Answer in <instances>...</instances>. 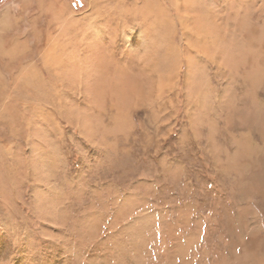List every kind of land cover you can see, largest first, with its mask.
<instances>
[{"label":"rangeland","instance_id":"rangeland-1","mask_svg":"<svg viewBox=\"0 0 264 264\" xmlns=\"http://www.w3.org/2000/svg\"><path fill=\"white\" fill-rule=\"evenodd\" d=\"M21 1L0 0L22 19L6 51L26 40L0 63V264H264V79L231 55L252 46L264 69V0H188L202 44L149 19L145 0H123L130 19L100 0L103 22L89 0H66L63 26ZM124 22L152 28L135 50ZM97 26L133 90L98 83L112 68Z\"/></svg>","mask_w":264,"mask_h":264},{"label":"bare ground","instance_id":"bare-ground-1","mask_svg":"<svg viewBox=\"0 0 264 264\" xmlns=\"http://www.w3.org/2000/svg\"><path fill=\"white\" fill-rule=\"evenodd\" d=\"M90 1V10L88 11V13H92L93 15H97V19L96 20H100L101 18L103 20H101L102 22L103 21H106L105 20V16L104 15L106 12L103 9H99V5L101 4V1L100 0H89ZM108 1V0H107ZM113 2V4L117 1V0H111ZM169 3H170V8L171 9H174V11L177 12V17L174 18L171 14H170V11L169 9H167L165 6V4L163 3V0H145L144 1V4H143V10H144V13L147 17H149V19H151V17H159L161 20L165 21V20H169V17L173 18L176 20V23L178 22L182 29H183V32L186 34V35H192L194 36L195 34H197L200 38H199V42H201V44L203 43L202 41V35L200 33V28L202 27H198L194 26L195 28H189L190 26L189 25H192L193 23V19L195 20L194 16L191 14V11H190V8L188 6V0H168ZM200 2H202L203 0H199ZM35 4L38 6L39 9H41L42 11V14L46 12H50L54 18H55V21H59L58 23L60 25L61 24V19L64 18V17H67V15L69 14L68 11L71 12L70 10V6L67 4L66 0H22L21 1V6L22 8L24 9V6H27L29 5L30 6V9L31 7L33 6V4ZM232 1H230L229 4H231ZM20 3V2H19ZM44 5L46 7H44ZM10 6H8L5 11L2 13V15L0 14V63L3 64L4 68L6 67L4 64H8V59H12L13 58V55L12 53L13 52H16V50L19 49V47H23L24 48V45H23V42H26V40L24 39H21L19 36L15 35L12 39H13V45L11 46L12 48H9L8 51H6V44L9 43L7 39H10V35L12 32H14L15 30L18 29L19 25H20V21L22 22V19L19 18V17H16V18H13L14 16H17L16 14L11 15L14 11H11V9L9 8ZM173 7V8H172ZM207 7V6H206ZM43 8V10H42ZM204 8V7H203ZM114 10L116 9V7L114 6L113 8ZM208 9V8H207ZM210 9V8H209ZM108 9H106L107 11ZM199 10V9H198ZM67 11V13H66ZM116 11V10H115ZM120 11V15H123L125 18H128L129 19L132 17H134L136 15L135 13V10L130 8L128 5H126L124 3L123 0L120 1V9L118 10ZM203 11V10H202ZM207 11V10H206ZM205 11V12H206ZM24 12V10H23ZM200 12V11H199ZM73 12H71L72 14ZM204 13V11H203ZM133 14V16L131 15ZM204 20L205 19V16L208 15V12L204 13ZM24 14H22V17H23ZM91 15V14H89ZM92 15V16H93ZM116 16L115 14H111V16ZM92 16H90L92 18ZM70 17V15H69ZM108 18H112L111 19V23H112V20L114 17H110V16H107ZM89 18V19H91ZM107 18V19H108ZM136 18V17H135ZM83 19V18H82ZM86 19V18H85ZM116 19V17H115ZM114 19V20H115ZM34 20V18H33ZM54 21V22H55ZM68 21V18L63 20V24H66ZM85 21V20H84ZM95 21V20H94ZM116 21H118V19H116ZM208 22V21H207ZM74 23V22H73ZM99 23V21H98ZM128 23L130 25V28L128 27ZM56 24V23H55ZM94 24H97L96 22H94ZM110 24V22L108 23V25ZM73 25V24H72ZM93 25V24H92ZM115 25V23H114ZM63 26V25H62ZM66 26V25H65ZM67 26H70L67 24ZM113 26V25H112ZM123 27H128L130 31H132V33H130L129 35L126 34V41L128 44H130L131 48L133 47L131 45V39L135 40V43H139L140 45L143 44V35L145 32H151L152 31V28H149L147 29L146 27L144 28L145 25H141L140 28H143L142 31H140V28L139 30H135L134 27H133V24L130 23V22H124L122 24ZM112 30V27L109 26ZM115 27V26H114ZM126 27V28H127ZM90 28V27H89ZM95 28V27H94ZM88 29V28H86ZM203 29V28H201ZM60 30L62 31V27L60 28ZM96 32H99V39L101 40V44H100V47L104 53V55L106 56V58L108 59L107 61V68L108 66L110 67L111 65V68L113 69L112 71L110 72H107V71H102L101 75H100V78L98 79V83H104L105 81H107V85L106 87L108 86H112L114 87L115 85H118V87H115L113 89H108L106 88V92L114 95V94H118V91H120V88L121 86H126L128 89H134V85H135V82H136V76L134 75V73L132 74H128L127 72H123L121 70V68H123V64L121 63L120 66L118 65V63L114 60V56L113 54H108L106 49H105V45H104V41H103V36H104V33H105V30L100 27V26H97L95 29H94ZM110 30V32H111ZM115 28L113 29L112 31V36H111V39H110V42H114V39H115V32H114ZM124 30V29H122ZM109 31V29H108ZM64 32H68L69 31H65ZM253 32V31H252ZM261 31H259L260 33ZM67 33V34H68ZM69 34H72V33H69ZM207 35V31L206 33H204ZM122 38H123V33L121 34ZM262 36V34L260 33L259 34V38ZM250 39H252V36H249ZM205 39V38H204ZM201 40V41H200ZM73 41V40H72ZM71 41V42H72ZM264 42V36H262V38L259 39V42ZM206 44L208 43V41H205ZM10 45V44H9ZM116 47H118L117 45H115ZM144 46L146 48H148V43H145ZM235 48V49H234ZM234 48L232 49L231 51V55L233 57V61L235 60L236 57H238L239 55L240 56H245V64L246 66L248 67V69H250V76L248 78V80L251 81V83L253 84H256L258 81H261L263 82L262 80L264 79V69L260 68L259 65H258V61H257V57L258 55L256 54V49L255 48H252V46H248L246 47V45L244 46V49L242 51V48L240 45H235ZM240 48V49H239ZM252 48V49H251ZM257 48V46H256ZM118 49H120L118 47ZM160 49H161V45H157L156 43L154 44V46H152V48H148L149 52H151L153 50V54L154 56L158 55L159 52H160ZM117 50V49H116ZM131 50V49H130ZM133 50L134 47H133ZM201 50L199 49H196V51H194L195 53H199ZM203 51V50H202ZM260 52V50H258ZM68 51H66V56L67 58L72 61L70 55L67 54ZM7 54H10V55H6ZM129 53V51H128ZM255 55V56H254ZM253 56V57H252ZM93 58H96L97 60H99V57L97 55H92ZM110 57H112V60L110 62ZM146 57V56H145ZM185 57V55H184ZM4 58L6 59V62H4ZM186 58V57H185ZM14 61V58L12 59ZM114 60V61H113ZM184 60V59H183ZM3 61V62H2ZM51 61V60H50ZM50 61L48 62V66H50ZM101 61V60H99ZM187 64H186V67L188 66V68H190V65H191V61H190V58H188L187 60ZM102 62V61H101ZM233 63V62H232ZM10 64V63H9ZM8 64V65H9ZM13 64V63H12ZM103 64V63H102ZM56 66L55 64V60L53 61L52 59V66ZM93 66V65H92ZM29 67V66H28ZM51 67V66H50ZM95 67V66H94ZM187 68V69H188ZM264 68V67H263ZM7 69V67H6ZM9 69V68H8ZM24 70V69H23ZM109 71V70H108ZM141 71V70H140ZM133 72V70H132ZM142 73V71H141ZM50 74L48 73V76ZM65 76V75H64ZM0 77H1V71H0ZM2 78V77H1ZM35 80L37 81H41V75L40 73L38 75L35 76ZM66 79H68L67 76H65ZM132 78L135 80V82L132 80ZM247 78V77H246ZM14 81H15V84L19 83V81L21 79L25 80L26 82V85L29 84L27 82V80L29 81V79H27L25 76H15L14 78ZM51 80V79H50ZM22 81V80H21ZM31 81V80H30ZM249 83V81H248ZM247 83V84H248ZM250 83V84H251ZM264 83V82H263ZM32 84V83H31ZM251 84V85H253ZM98 86V89H99V84H97ZM254 86V85H253ZM105 89V88H104ZM2 117V115H1ZM0 117V118H1ZM3 118V117H2ZM1 121V120H0ZM15 124V123H14ZM14 129H16L15 127H13ZM62 259V258H61Z\"/></svg>","mask_w":264,"mask_h":264},{"label":"crops","instance_id":"crops-1","mask_svg":"<svg viewBox=\"0 0 264 264\" xmlns=\"http://www.w3.org/2000/svg\"><path fill=\"white\" fill-rule=\"evenodd\" d=\"M121 16V15H120ZM136 16V15H135ZM134 16V17H135ZM115 36H116V33H115ZM105 38H103V40H104ZM131 40H133V39H131ZM109 41V40H108ZM139 49H140V47H139ZM148 52H149V50H148V48H145ZM125 52V51H124ZM135 53V52H134ZM110 54H112V53H110ZM131 54H132V52H131ZM122 55H124V54H122ZM125 55H126V52H125ZM114 56V55H113ZM141 59V61L144 63V62H146L147 64H148V61L146 60V57H145V55L144 54H142V58H140ZM111 60H112V57H110V62H111ZM114 60H115V57H114ZM113 60V61H114ZM121 60H123V59H120V64L122 63L123 64V68H121V70L123 71V72H125L124 70L125 69H129V68H126V65H128V64H124L123 63V61H121ZM116 61V60H115ZM117 62V61H116ZM118 63V62H117ZM119 65V64H118ZM113 69H111V70H109L108 72H110V71H112ZM128 74L130 73V74H132L133 72H132V70L131 71H129V72H127Z\"/></svg>","mask_w":264,"mask_h":264}]
</instances>
